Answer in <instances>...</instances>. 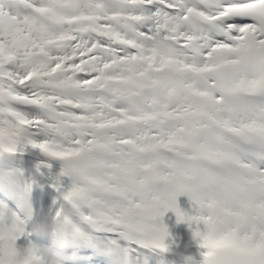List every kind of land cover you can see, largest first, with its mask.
<instances>
[{
    "label": "snow or ice",
    "instance_id": "snow-or-ice-1",
    "mask_svg": "<svg viewBox=\"0 0 264 264\" xmlns=\"http://www.w3.org/2000/svg\"><path fill=\"white\" fill-rule=\"evenodd\" d=\"M29 132L120 264L169 249L170 211L201 264H264V0H0V151ZM22 235L0 216V264Z\"/></svg>",
    "mask_w": 264,
    "mask_h": 264
},
{
    "label": "clouds",
    "instance_id": "clouds-1",
    "mask_svg": "<svg viewBox=\"0 0 264 264\" xmlns=\"http://www.w3.org/2000/svg\"><path fill=\"white\" fill-rule=\"evenodd\" d=\"M5 156V155H4ZM0 155V159L4 157ZM14 176H12L7 182L2 184L0 190V199L3 200L9 197L7 190L15 188L12 185ZM15 182V181H14ZM25 190V189H24ZM9 202L15 201L14 198H8ZM20 201V199H18ZM193 239V233L195 229L189 226ZM34 230L45 234L51 243V248L45 249L42 253H36L33 251H25L23 253L18 252L22 261H28L29 264H64L63 249L68 246L72 241L81 237L80 231L77 230V226L72 223L71 220L62 218L59 215H52L51 217H45L39 220L34 225ZM169 251V249L167 250ZM178 258L182 259L184 264H201V260H194L191 255L182 256L180 253H174Z\"/></svg>",
    "mask_w": 264,
    "mask_h": 264
},
{
    "label": "bare ground",
    "instance_id": "bare-ground-1",
    "mask_svg": "<svg viewBox=\"0 0 264 264\" xmlns=\"http://www.w3.org/2000/svg\"><path fill=\"white\" fill-rule=\"evenodd\" d=\"M30 163H32L33 164V158L30 156ZM35 164V163H34ZM29 168H31V167H29ZM32 170L33 171H35V172H40V171H38V169H35V168H32ZM41 170V169H40ZM39 174H41V173H39ZM42 176H43V178L48 182V184H50V186H51V188L53 189V191H54V193H55V195H56V198H59L60 199V205L61 204H63L64 203V199H63V196H62V193H64V191H62V189H60V188H58L55 184H53L50 180H48L47 178H46V176H44V174H41ZM59 176H61V177H66L67 175H63V174H58ZM37 204H41L40 202H39V200L36 202V205ZM52 214H57L56 212H54V211H52ZM80 215L81 214H79V215H76V217H74V218H71V221H72V223H74L75 225H84V224H82L81 222H80ZM38 216H42L41 215V213H38ZM61 217V216H60ZM41 219H42V217H41ZM80 227V226H79ZM83 229L85 230V231H88V230H91L87 225H84V227H83ZM97 235H102L101 237H102V241H103V239L104 240H106V239H109V240H112V239H115L114 237H111V236H108V235H105V234H100V233H97ZM104 236H106V237H108V238H106V237H104ZM97 241H99V240H96V242ZM87 242L88 241H86V240H84L83 238H80L79 239V241L78 242H71L69 245H71V246H73L74 247V250H79V249H82V248H86V244H87ZM118 244H119V246L122 248V247H124V244H125V242L124 241H118L117 242ZM103 244H104V247L106 248V246H105V242L103 241ZM67 247V246H66ZM65 247V248H66ZM39 248L40 249H42L43 251L45 250V249H48L49 248V244H46V242L44 243V242H40L39 243ZM63 250H65V249H63ZM64 253V252H63ZM65 254V253H64ZM108 255V254H107ZM80 257V258H84L85 260H88V261H93L92 260V258H90L89 256V250L88 251H83V253L81 254V255H75V254H73V256H70V257H65V259H64V262L65 263H69L71 260H73L74 259V257ZM77 257V258H78ZM108 257H109V259H111L110 258V256L108 255ZM78 264H80V262L78 263ZM110 264H120V257L118 256L117 258H116V260H115V262H114V260H113V263L111 262ZM136 264H139V262L137 261L136 262ZM148 264H184V262H183V260H181V261H179V260H177V259H170V258H168L167 256H165V255H163V257H158V256H156V255H154V254H151L150 256H149V260H148Z\"/></svg>",
    "mask_w": 264,
    "mask_h": 264
},
{
    "label": "rangeland",
    "instance_id": "rangeland-1",
    "mask_svg": "<svg viewBox=\"0 0 264 264\" xmlns=\"http://www.w3.org/2000/svg\"><path fill=\"white\" fill-rule=\"evenodd\" d=\"M51 165H52L53 168H58V167H60V165H58V164H56V163H54V162H51Z\"/></svg>",
    "mask_w": 264,
    "mask_h": 264
}]
</instances>
